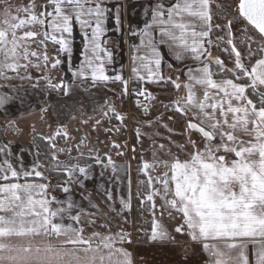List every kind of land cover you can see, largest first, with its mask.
<instances>
[{
  "label": "snow or ice",
  "instance_id": "6c2138e0",
  "mask_svg": "<svg viewBox=\"0 0 264 264\" xmlns=\"http://www.w3.org/2000/svg\"><path fill=\"white\" fill-rule=\"evenodd\" d=\"M129 5L145 19L142 27L128 24L126 34L138 42L126 41L131 67L125 77L123 65L114 67L119 43L113 47L109 33H125ZM77 33L82 47L73 66ZM214 49L227 53V62ZM165 50L179 65L168 63V74ZM65 63L70 80L62 73ZM110 84L119 87V99L135 96L143 117L154 109L149 101L160 99L151 86L167 98L160 100L170 113L166 121L158 115L135 129L137 143L147 135L142 127H163L168 135L148 136L150 159L137 157L133 147L134 194L131 162L101 154L87 133L69 144L76 138L65 123L48 125L49 135L32 127L31 164L24 163L22 148L13 152L17 141L6 137L22 132L23 112L14 106L26 103L29 87L71 98L81 88L90 93ZM48 110L39 106L41 120ZM77 111L80 125L92 131L103 117L121 125L126 119L108 99L99 105L100 119ZM0 119V264H136L128 247L136 240L125 225L138 240L175 244L165 219L177 222L173 231L186 236L194 252L198 246L206 264H264V0H0ZM169 122H182L181 131ZM110 147L125 155L115 141ZM95 168L101 180L111 174L102 193L87 187ZM125 181L127 196L120 189ZM92 191L107 212L92 201ZM133 199L150 228L128 219Z\"/></svg>",
  "mask_w": 264,
  "mask_h": 264
},
{
  "label": "rangeland",
  "instance_id": "374dc122",
  "mask_svg": "<svg viewBox=\"0 0 264 264\" xmlns=\"http://www.w3.org/2000/svg\"><path fill=\"white\" fill-rule=\"evenodd\" d=\"M22 0H13V3H20ZM51 51V50H50ZM220 54L222 58H224L227 62V53L218 52V50H213V55ZM62 73L64 75V78L66 80L71 79V73L67 71V63H65L62 66ZM85 87H87L85 85ZM120 92V89L117 85L110 84L107 88H100L92 89L90 93H85L84 89L81 88L78 90L77 95L71 98H65L60 93L52 92L48 96H44L41 94V98L39 99V103L35 104V106L39 107L40 105H46L49 106V110L47 114H45V118L41 120V113L38 110L37 112H33L31 114V117L26 121H17L19 127L21 128L22 132L17 137L19 138L16 143V148L14 147L13 150L16 152H19L20 149H23V157L26 159V163L32 162L33 155L36 151V148L32 145V127L34 126L37 133H42L44 135L51 134V129L48 127V125L52 126V129H54L58 123H65L70 129V132L72 136H74L75 140H70L69 144H75L78 142L81 135H84L85 133L88 134V142L90 146L96 147L99 149L100 153H109L112 155L113 159L117 160L119 163L124 162H131L132 165V171H131V179H132V191L133 194L135 193V187L137 183V173L135 171L137 166V160L133 159V147L136 149V155L139 157L141 152L138 151L134 139L133 134V115H136L139 117L140 120L145 119H151L156 110L161 106L160 100H153L149 101L150 104L154 105V109L152 111L151 116L149 117H143L141 116L137 108L134 109L133 105L136 107V102L131 101L129 96H125L123 99L118 98V94ZM105 99H108L110 103H114L117 111L123 114L126 119L123 122V125L119 121H116L115 119L109 120L108 117L102 118V124L101 126L96 130L92 131L91 126H82L80 125V112L77 111L80 109L83 111L84 118H87L88 116H93L94 118L100 119V113H99V105L104 102ZM136 101V100H135ZM97 109V111H93V109ZM70 114H76L77 119L72 120L70 119ZM4 123V122H3ZM2 123V124H3ZM120 127V131H115L116 127ZM79 128L80 130L77 131L76 129ZM111 128L113 131L111 133H108L105 131V129ZM10 139H13L15 137L14 135H8ZM102 141V143H101ZM112 141H115L116 143L121 145V149L125 152V155L123 157H117L115 151L111 150V143ZM124 144H127V148H124ZM60 146H65L64 142L61 140L59 142ZM20 147V148H19ZM40 151H42L40 146ZM87 151V149H85ZM72 155L75 156L77 153L75 151L72 152ZM146 159L147 156L144 155ZM61 159H65L66 156H61ZM53 176V183H56V180ZM139 178H143L142 176ZM58 194V193H56ZM77 196V195H76ZM134 200V199H133ZM133 204V201H132ZM141 218L143 220L149 219L147 214H141L140 218L136 220V217H134V210H132V219L131 222L135 223L137 226H141ZM150 220V219H149ZM133 233L136 235V232Z\"/></svg>",
  "mask_w": 264,
  "mask_h": 264
},
{
  "label": "crops",
  "instance_id": "0c3cea01",
  "mask_svg": "<svg viewBox=\"0 0 264 264\" xmlns=\"http://www.w3.org/2000/svg\"><path fill=\"white\" fill-rule=\"evenodd\" d=\"M144 19L145 18L143 16L141 10L139 9V7H133L132 5H129L128 20L125 23V33L121 34V33H116L114 31L109 33L110 43L112 44V46L115 47L116 44L119 43V48H117V50H116V64L114 65V67L116 69H120L121 65H123V71H124L125 77H127L129 75L130 67H131L130 61H129L130 49H129V46L126 43V41H131L133 43L138 42V40L136 38L130 37L126 34L127 27H128V24H131L133 27H136V25L138 23L142 27L143 26L142 21ZM109 27L110 28L112 27L111 21H109ZM81 47H82V41H81L79 34L77 33L76 41L74 44L72 61H71L73 66H76L79 63ZM168 63H172L174 68L179 66L176 64L175 61L171 60V58L167 55V50H165L164 71L166 74H168L170 71L167 68ZM171 74L173 76H175L176 72L172 71ZM25 87H28V86L25 85ZM150 91H152L156 96L160 97L159 100H166L167 99L164 95H162V90L158 87L151 86ZM167 91L169 94L174 95L172 89L169 88V89H167ZM41 94L42 93L40 92L39 89H37L36 91H33L29 87V90L27 93L26 103L23 105L17 103L14 106V110L19 109L21 112H23L22 118L19 119L18 121L26 122L31 117V114L33 112H37L39 110V107L38 106L36 107L35 104L39 103V99L41 98ZM169 114L170 113H167L164 111L163 107H160L156 110L155 114L150 118L152 119L153 117H156L158 115H162L164 117V120L166 121L167 116ZM133 118H135L134 123H133V134H134V139H135V143H136L135 145H136L139 152L143 153L144 155L147 156L148 159H150L151 158V143H152V141L148 138V136H151L154 133L159 132V134L161 136L166 137L168 135V133L166 132V130L163 127L154 126L151 129L142 127L141 131L147 133V135H145L142 138L141 143H137L135 129L139 124H142L144 120H140L139 117H137L136 115H133ZM177 120H179V118H177ZM3 122L4 121L2 119H0V125H2ZM169 123H170V126H173L177 132L181 131L182 122H169ZM6 138L10 139L9 136H7ZM175 138L180 139L179 136H176ZM13 139L16 141H19L18 140L19 138H17L16 136L13 137ZM156 139H157V143L167 144L166 140H160L159 137H157ZM14 150H13V152H16ZM23 158H24V163L26 165L31 164V162H28V164H27L25 157H23ZM99 171H100L99 168L94 169L96 179H94L92 181H88L87 187L90 190H93L94 188H98L100 190V193H102L103 192L102 185L107 186V181H108L109 176L111 174L106 173L104 178L101 180L99 178ZM126 183L127 182L125 181V183L120 186L121 193L124 196H127ZM78 193H79V190L77 189L76 191H74L73 195H74L75 199L80 200L81 197ZM57 195H60V193H58ZM114 195H119L118 193L115 192V189H114ZM91 199L94 203H96L99 206V208L102 212L108 211L106 205L104 203H101V195L98 194L96 191H92ZM118 206L119 205L117 202V207ZM85 207H87L86 203H85ZM126 215H128V219L131 221L132 212L130 215L129 214H126ZM148 218L150 219L149 216H148ZM164 222H165L166 226L169 228V231L172 232V235L175 237L176 243L174 244L171 241H169V242H166L164 244H159V243L150 244V243L144 242L142 239L138 240L136 238V235L133 233V238H134V240H136V242L132 245H129L128 247H129V250L133 252V255L136 259V264H206V261H207L206 254L202 253L199 250L198 246L195 247V252H194L193 251L194 246L192 245L191 241L186 236H182V235L177 234L173 231L177 222L176 221H168L167 219H165ZM112 224H113L112 230L115 231L117 221L113 220ZM125 227L128 228L129 231H133V228L130 225H125ZM185 257H187L186 260H185Z\"/></svg>",
  "mask_w": 264,
  "mask_h": 264
},
{
  "label": "trees",
  "instance_id": "16d2710c",
  "mask_svg": "<svg viewBox=\"0 0 264 264\" xmlns=\"http://www.w3.org/2000/svg\"><path fill=\"white\" fill-rule=\"evenodd\" d=\"M129 99L131 101H134V103L136 102L135 101L136 100L135 96H131ZM133 108L136 109L137 107H135L133 105ZM39 144L41 146L42 151H44L45 150V143L43 141H40ZM52 175L55 176L56 174L53 173ZM133 210H134V217H136V220L140 221L139 220V218H140V212L138 211L137 202H136L135 199L133 200ZM148 221H150V220L147 219V220H143L142 221V218H141V224H142L141 226L149 227L150 228V223H145V222H148Z\"/></svg>",
  "mask_w": 264,
  "mask_h": 264
}]
</instances>
